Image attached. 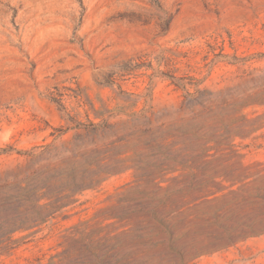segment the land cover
Wrapping results in <instances>:
<instances>
[{"label": "rangeland", "instance_id": "1", "mask_svg": "<svg viewBox=\"0 0 264 264\" xmlns=\"http://www.w3.org/2000/svg\"><path fill=\"white\" fill-rule=\"evenodd\" d=\"M0 208V264H264V0H0Z\"/></svg>", "mask_w": 264, "mask_h": 264}, {"label": "trees", "instance_id": "2", "mask_svg": "<svg viewBox=\"0 0 264 264\" xmlns=\"http://www.w3.org/2000/svg\"><path fill=\"white\" fill-rule=\"evenodd\" d=\"M193 126V125H192ZM191 126V127H192ZM190 125L186 126V132L189 130ZM203 185L200 180H192L189 184V189L194 190ZM25 191L29 192L28 188H24ZM12 208H0V220L1 230L3 235L14 233L16 230L21 229L24 226H20L16 220L11 217ZM35 221L44 219L43 214L40 212L37 214ZM45 220L42 221V223ZM33 222H29L28 227H33ZM93 233L83 234L78 236L77 234H71L66 236V248L63 253V258L56 261L53 257L49 261H45L44 256L35 258L34 260L28 261L26 264H112L113 257L102 249L101 244L93 238ZM2 242H0L1 244Z\"/></svg>", "mask_w": 264, "mask_h": 264}]
</instances>
